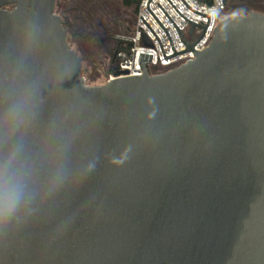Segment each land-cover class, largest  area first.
Segmentation results:
<instances>
[{
  "label": "water",
  "instance_id": "95a60500",
  "mask_svg": "<svg viewBox=\"0 0 264 264\" xmlns=\"http://www.w3.org/2000/svg\"><path fill=\"white\" fill-rule=\"evenodd\" d=\"M150 4L165 60L195 59L151 74L142 54V75L92 85L56 0H0V96L13 79L38 90L30 196L0 222V264H264V13L222 16L199 51L210 16L171 2L204 30L190 44L172 21L176 51Z\"/></svg>",
  "mask_w": 264,
  "mask_h": 264
},
{
  "label": "built area",
  "instance_id": "2783aa9c",
  "mask_svg": "<svg viewBox=\"0 0 264 264\" xmlns=\"http://www.w3.org/2000/svg\"><path fill=\"white\" fill-rule=\"evenodd\" d=\"M173 5L180 11V13L186 18L200 25H207L208 17L195 13L188 9L184 2L193 10L207 14L210 16V22L206 33L201 40L194 46L199 51L205 49L211 42L214 30L218 25L219 19L225 15L227 5L223 4V0H215L213 6L208 7L200 4L197 0H170ZM169 0H151L150 10L161 22V24L168 31L174 48L176 51L188 49L177 27L184 35L187 43L195 44L201 37L203 29L195 27L191 32V23L186 20L177 9L171 4ZM150 0H139V8L137 12V18L133 33L129 35H120L118 39L132 41L130 44L122 43L118 46L120 50L130 51L129 53L117 51L115 54V60L118 66V70H128L127 72H121V76H137L142 75L143 69L141 67L142 54L151 56L150 62L146 64L147 69L151 74L163 73V71H170L178 68L183 64L195 59L196 55L193 51L187 52L182 55H178L165 60L162 49L156 38V33L161 44L163 46L166 56L174 54L169 37L155 18L151 15L148 9ZM164 11L168 14H166ZM172 19H170L169 17ZM151 29L147 26V24ZM176 24L173 23V22ZM148 41V44L147 42ZM156 66L157 69L153 67ZM116 73L108 75L107 81L116 77ZM106 81V82H107Z\"/></svg>",
  "mask_w": 264,
  "mask_h": 264
},
{
  "label": "clouds",
  "instance_id": "9594fccd",
  "mask_svg": "<svg viewBox=\"0 0 264 264\" xmlns=\"http://www.w3.org/2000/svg\"><path fill=\"white\" fill-rule=\"evenodd\" d=\"M38 90L6 81L0 103V222L14 216L30 196V170L22 160V133L35 115Z\"/></svg>",
  "mask_w": 264,
  "mask_h": 264
},
{
  "label": "rangeland",
  "instance_id": "374dc122",
  "mask_svg": "<svg viewBox=\"0 0 264 264\" xmlns=\"http://www.w3.org/2000/svg\"><path fill=\"white\" fill-rule=\"evenodd\" d=\"M75 6L81 9L82 16L87 19H85V23L95 25V28L93 27L92 29L104 33L105 36L127 35L133 32L135 28L137 18L135 8L125 6L121 0L88 2L76 0ZM89 29L91 28L87 27L86 31H91ZM71 32V47L84 59L82 76L85 77L86 82L92 85L106 83L107 74H110V71H107L110 66L111 56L104 47L99 45L95 37L88 35L84 30H76L75 32L74 29ZM74 33H76L75 36H73Z\"/></svg>",
  "mask_w": 264,
  "mask_h": 264
},
{
  "label": "trees",
  "instance_id": "16d2710c",
  "mask_svg": "<svg viewBox=\"0 0 264 264\" xmlns=\"http://www.w3.org/2000/svg\"><path fill=\"white\" fill-rule=\"evenodd\" d=\"M88 1H97V0H85V2H88ZM121 1L127 7H134L135 13L137 14L138 8H139V0H121ZM197 1L200 4L208 6V7L213 6L215 3V0H197ZM262 3L263 2L261 0H228L225 15H236V14H241V13L247 14L250 11L264 12V5ZM69 14L73 18L77 17L76 19H78V20H76V19L73 20V22L71 23V25L69 27L70 31L77 29L78 31L84 30L85 32H87L86 31L87 27L91 28V29H89L91 31L87 32L88 35L95 37V39L97 40L99 45L104 47L106 49V51L108 52V54L111 56L110 66H109L110 67V74L116 72L118 69V66H117L116 60L115 59L112 60V53H113V51H115V49L118 46L116 45V46H112V48H110L111 43L107 40L108 36H105L104 33H101L100 31H96V30L92 29L95 25H90V24L88 25V23H85L86 18L84 16H82V11L78 7L75 6V8H72L71 12ZM131 33H133V32H131ZM131 33H128L127 35H129ZM163 72H166V71H163ZM90 83H92V82H90Z\"/></svg>",
  "mask_w": 264,
  "mask_h": 264
},
{
  "label": "flooded vegetation",
  "instance_id": "af4514ba",
  "mask_svg": "<svg viewBox=\"0 0 264 264\" xmlns=\"http://www.w3.org/2000/svg\"><path fill=\"white\" fill-rule=\"evenodd\" d=\"M261 1L263 2L262 4L264 5V0H261ZM75 3H76V0H56V6H55V13L62 16L64 21H65V28L67 29V40H68V43L70 44V46L72 43L70 40V38H71L70 35L72 34V32L70 31L69 27H70L71 23L73 22V20L76 19L77 17L73 18L69 13L71 12L72 8H75ZM256 12H258V11H256ZM262 13H264V12H262ZM243 14H246V13H243ZM76 20H78V19H76ZM73 36H75V34H73ZM118 36H120V35L107 38V40L111 43L110 48H112V46H114V43H115V46L120 45L118 43ZM114 52L115 51H113V53H112V60L115 59Z\"/></svg>",
  "mask_w": 264,
  "mask_h": 264
}]
</instances>
